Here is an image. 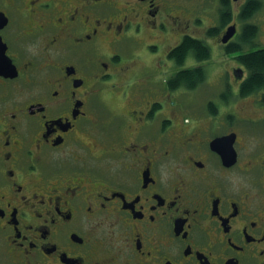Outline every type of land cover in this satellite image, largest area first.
I'll return each mask as SVG.
<instances>
[{
    "label": "flooded vegetation",
    "instance_id": "obj_1",
    "mask_svg": "<svg viewBox=\"0 0 264 264\" xmlns=\"http://www.w3.org/2000/svg\"><path fill=\"white\" fill-rule=\"evenodd\" d=\"M249 1L0 0V264H264V115L183 101L173 55Z\"/></svg>",
    "mask_w": 264,
    "mask_h": 264
},
{
    "label": "trees",
    "instance_id": "obj_2",
    "mask_svg": "<svg viewBox=\"0 0 264 264\" xmlns=\"http://www.w3.org/2000/svg\"><path fill=\"white\" fill-rule=\"evenodd\" d=\"M262 7L259 0H250L243 8L239 21L244 23L240 40L231 45L227 49V55L237 54L234 58L235 61L247 72V78L241 84L239 96L242 98L253 96L257 93L264 92V48H258L244 53V47L250 48L256 46V40L259 34L258 26L248 23V21L258 12ZM232 13L229 8V3L226 2L223 7V12L220 19V29H214L211 34L216 35L219 31L232 22ZM195 51L194 58L200 63L204 64L212 59L211 51L206 47L205 43L201 40H193L186 38L180 48L174 51L176 63L179 66H184L187 60L188 51ZM208 78V71L203 65L198 67L193 72H182L177 76V83H182L188 89H195L206 82ZM233 95L230 90L227 91L226 98ZM233 97V96H232Z\"/></svg>",
    "mask_w": 264,
    "mask_h": 264
},
{
    "label": "rangeland",
    "instance_id": "obj_3",
    "mask_svg": "<svg viewBox=\"0 0 264 264\" xmlns=\"http://www.w3.org/2000/svg\"><path fill=\"white\" fill-rule=\"evenodd\" d=\"M262 4L261 9L254 14V16L248 21L250 24H254L258 26L259 28V34L258 38L256 40L257 45L252 46L250 48H245L243 52L247 53L251 50L258 49V48H264V0H259ZM239 5V4H238ZM235 9V18L234 22H236L239 25V31L242 30L244 23L238 20V13H237V7L234 5ZM203 21L205 22V30H208L213 27L219 26V11L216 10V7H214V12L210 11L207 14H204ZM207 23V24H206ZM240 35L238 33V40H240ZM196 36L202 38L201 34H197ZM215 46V56L213 55L212 59L204 63L203 66L208 71V79L207 81L199 86L196 90V92L189 94V92H183L182 94V100H188L191 98L192 101L195 102V105L203 106L208 100H217L224 101L226 98L227 91L231 90L233 88L234 94L237 96L234 97V95H231L230 98L232 99L229 102V108L230 110L236 114V109L241 111H244L245 117H254L258 115H264V111L262 112L260 108H254L252 104L249 102H255L254 99L258 98L261 99L262 94L260 96V93H257L253 96L247 97V98H241L238 97V85L239 82L233 77V69L234 68H242L238 65V63L235 61V56L237 54L233 55H222L219 48ZM220 53V54H219ZM219 54V55H218ZM194 65V62L192 61L191 64ZM199 66H201L199 64ZM243 69V68H242ZM191 95V96H190ZM248 99V100H247ZM244 130L253 136V134H258L261 137H264V127H258L255 124H248L245 123ZM255 137V136H254Z\"/></svg>",
    "mask_w": 264,
    "mask_h": 264
},
{
    "label": "water",
    "instance_id": "obj_4",
    "mask_svg": "<svg viewBox=\"0 0 264 264\" xmlns=\"http://www.w3.org/2000/svg\"><path fill=\"white\" fill-rule=\"evenodd\" d=\"M234 1H238V0H234ZM236 27L232 26L228 29L227 33L225 34V36L223 37V44H228L230 42V40L236 35ZM236 75L241 78L242 77V72L238 71L236 73ZM228 140H232V136L231 137H225L219 140V142H223L226 143ZM231 156L233 158H235V154L231 152Z\"/></svg>",
    "mask_w": 264,
    "mask_h": 264
}]
</instances>
